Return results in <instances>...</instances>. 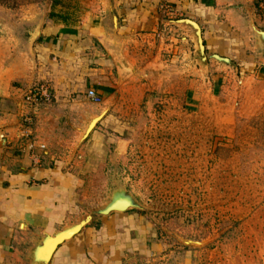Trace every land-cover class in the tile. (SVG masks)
<instances>
[{"label":"rangeland","instance_id":"obj_1","mask_svg":"<svg viewBox=\"0 0 264 264\" xmlns=\"http://www.w3.org/2000/svg\"><path fill=\"white\" fill-rule=\"evenodd\" d=\"M119 1L0 0L1 36L19 37L22 25L34 21L60 28L46 36V43L68 34L59 49L65 46L73 54H51L58 68L85 73L87 60L95 65L98 57L100 63L107 55H120L121 66L112 74L121 81L114 82L107 104L93 102L87 96L92 88H85L78 93L82 102L63 108L69 122L61 120L51 146L30 130L21 137L19 153L28 145L33 163L57 162L72 175L74 210L63 225L89 216L84 226L98 228L100 217L109 214L101 213L107 206L131 201L125 216H118L136 247L124 264H264V43L253 42L250 26L252 21L264 32L258 26L264 0L250 5L260 20L252 16L242 27L228 25L227 45H235L225 52L229 56L209 50L199 33L205 56L200 67L193 42L183 46L185 36L171 30L186 18L182 12L166 0H146L158 13L153 36L146 27L126 39L115 31L122 25ZM110 21L113 33L106 40L103 27L109 30ZM154 51L163 55L156 63ZM253 57L255 67L248 61ZM181 62L192 65L184 70ZM39 83L51 86L50 80ZM48 94L44 101L25 98L48 107L55 100ZM27 121L25 127H33Z\"/></svg>","mask_w":264,"mask_h":264},{"label":"crops","instance_id":"obj_2","mask_svg":"<svg viewBox=\"0 0 264 264\" xmlns=\"http://www.w3.org/2000/svg\"><path fill=\"white\" fill-rule=\"evenodd\" d=\"M145 1L135 0L136 5L131 4L129 0L119 1L120 8L117 13L122 25L115 30L116 33L122 32L126 39H131V35L139 36L138 32L147 27L146 29H152H149L151 32L148 35L153 36V30H156L158 25V13L154 5ZM166 1L186 17L178 21L175 25L177 27L173 26L171 30L180 31L179 33L185 36L183 46L193 42V57H198L197 64L204 60L205 56L198 48L199 39H196L198 33L194 23L198 25L209 50H216L219 56H229L225 52H232L235 45H227L230 41L225 36L229 30L228 25L242 27L248 17L250 19L252 16L255 22L260 20L251 9L253 0H249V5L248 0ZM263 21H259L258 26H264ZM8 23L10 22H6ZM250 23L251 32L255 36L253 42H256L257 46L263 45L264 32L252 21ZM5 27L7 29L8 25ZM22 28L23 32L19 37H13V33L0 35V264H44L40 261L41 256L37 259L33 256V251L39 245L38 251L43 252L44 238L52 237L65 227V220L70 221V213L74 210V205L69 200L72 175L62 172L57 162L47 166L33 163L28 145L19 153L17 147L24 145V139L21 137L28 135L30 130L39 132L36 137L51 146L59 136L61 120L65 118L67 124L69 122L68 113L64 112L63 108L82 102V95L78 93L90 87L95 90L102 103L107 104L109 96L115 91L114 82L121 81V78L112 74L114 68L118 73L121 66L116 63V58H120V55H107L106 60L100 63L98 57L95 65L100 64L99 68H95L93 59L90 63L87 60L85 73L83 70L81 73L68 71L62 65L59 68L54 66L51 58V54H54V57L73 54L65 46H62L65 50L59 49L62 42L65 44L67 41L68 34H60L56 40L46 43V36L57 35L60 31L52 22L41 25L34 21L22 25ZM103 29V37L109 40L113 33L109 32L113 31L111 21L109 30H106L105 26ZM90 30L92 31V28ZM211 33L215 35L214 38H208ZM77 34L75 36L82 35ZM235 35L236 33H233L234 41L240 43L238 34L236 37ZM146 38L149 37L139 40ZM71 39L72 37L69 41ZM184 49L179 52L186 56ZM123 50L124 54H128L126 46ZM162 56L154 51L153 63L163 58ZM174 57L173 54L172 58ZM248 61L250 65L254 64V67L257 64L254 57ZM48 62L54 68L48 65ZM181 64L184 70L192 65L185 62ZM44 80H50L51 86L39 83ZM43 85L55 98L52 106L40 107V104H31L25 98L31 89ZM25 120L32 123L33 127H25ZM81 127L75 124V128ZM46 133L48 138L44 136ZM3 153L6 154L2 156ZM124 212L113 211L103 218L100 217L98 228L84 226L73 237L60 243L46 264H124L126 254L136 249L130 231L127 233L121 225L119 226V219L124 217L118 216H125Z\"/></svg>","mask_w":264,"mask_h":264},{"label":"water","instance_id":"obj_3","mask_svg":"<svg viewBox=\"0 0 264 264\" xmlns=\"http://www.w3.org/2000/svg\"><path fill=\"white\" fill-rule=\"evenodd\" d=\"M195 25V28L197 29V33H198V36H199V33H200V29L198 27V25L196 23H194ZM201 39H199V42H200ZM132 204H131V201L129 199H120V200H116L114 201L113 203H111L109 206H107L103 211H101V213L103 214H108L110 212H113V211H126L128 207H130ZM122 208L121 210H116L117 208ZM90 217L89 216H86L84 217V219H81L78 223L76 224H72L70 226H65L64 228H62L61 230L57 231L52 237H46L44 238V243H43V252H39L38 251V248H39V245L35 248V250L33 251V256L36 257H39L41 256V259L40 261L44 264H46L52 253L54 252V250L56 249V247L62 243L63 241L73 237L74 234L78 233L80 231V229L86 224L87 220L89 219ZM74 229H77V230H74ZM71 231V232H70ZM72 233V234H70ZM68 234H70L68 236ZM56 241H59L58 243H55ZM55 245V246H53ZM53 248V250L51 251V249ZM39 253V254H38Z\"/></svg>","mask_w":264,"mask_h":264},{"label":"built area","instance_id":"obj_4","mask_svg":"<svg viewBox=\"0 0 264 264\" xmlns=\"http://www.w3.org/2000/svg\"><path fill=\"white\" fill-rule=\"evenodd\" d=\"M46 91V92H45ZM48 90H46L43 86H38L37 88L31 89L27 95L26 98L31 101H41L44 99H48L49 94ZM87 96L93 101V102H100L101 99L97 95L94 89H89L87 91ZM49 100V99H48Z\"/></svg>","mask_w":264,"mask_h":264},{"label":"bare ground","instance_id":"obj_5","mask_svg":"<svg viewBox=\"0 0 264 264\" xmlns=\"http://www.w3.org/2000/svg\"><path fill=\"white\" fill-rule=\"evenodd\" d=\"M96 119H94V121H95ZM91 124H92V122H91Z\"/></svg>","mask_w":264,"mask_h":264}]
</instances>
